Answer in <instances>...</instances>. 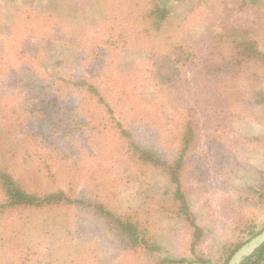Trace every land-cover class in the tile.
I'll return each mask as SVG.
<instances>
[{"label": "rangeland", "instance_id": "rangeland-1", "mask_svg": "<svg viewBox=\"0 0 264 264\" xmlns=\"http://www.w3.org/2000/svg\"><path fill=\"white\" fill-rule=\"evenodd\" d=\"M153 1L0 0L1 165L30 192L141 221L160 249L122 247L86 207L15 211L0 214V264H196L171 177L124 154L117 122L169 160L192 124L181 181L208 264L264 229V61L238 47L264 54V0H166L150 37ZM154 49L180 68L171 84L152 80Z\"/></svg>", "mask_w": 264, "mask_h": 264}, {"label": "trees", "instance_id": "trees-1", "mask_svg": "<svg viewBox=\"0 0 264 264\" xmlns=\"http://www.w3.org/2000/svg\"><path fill=\"white\" fill-rule=\"evenodd\" d=\"M153 3V8L150 9L148 14V19L150 21V27L153 29V33L150 32V37L153 35L160 36L164 33L167 28V1L166 0H156L151 2ZM240 47L242 54L241 56H247L248 60L255 61H264V54L259 52L255 45L251 42H245L238 45ZM157 51L151 50L150 52ZM151 53L150 58L154 61H157L152 66V80H158L156 83L169 84L171 81L168 80V76L171 75V71L175 73L180 70L179 67H176L171 63V59L165 57V55L157 51ZM162 56H161V55ZM183 57V56H182ZM180 57V58H182ZM180 60V59H179ZM179 62V61H177ZM241 62V61H240ZM174 65V66H173ZM155 68V72H154ZM161 72V74H157ZM157 76H155L156 74ZM77 85L85 86L87 83L84 80L77 82ZM171 84V83H170ZM79 87V86H78ZM88 90L93 92V94L98 97V103L103 105L106 109L110 111L109 102L106 101L103 97L100 96V92L94 87H89ZM116 128L119 132V137L126 140L127 150L124 151V154L129 155V159H134L138 163L149 165L155 169L161 170L168 174L171 177L176 189L174 191L175 207L177 212L181 214L186 221L189 223L190 227L193 229L191 242V252L194 255V258H191L192 261L196 264H208V261L204 260L197 254L198 240L202 235V228L197 226L193 220L188 206L185 193L183 191V184L181 181V174L183 172L184 166L186 164V158L189 154L191 145L193 144V135L194 129L192 124L187 122L183 131L180 133V148L177 154V157L174 160H169L161 156L157 150L143 146L137 142L134 134L125 129L124 125L120 122L116 123ZM125 160V159H124ZM0 214H11L15 211H28L30 214L40 213L44 210H53L57 208H82L91 211L94 218L99 221H105V224L109 228H113L116 232V236L119 238L120 245L130 250L139 251L140 249L160 252V249L151 243L148 230L145 228L141 221L134 220L131 216L124 213L114 212L109 209L104 203H101L98 199H92V202H84L81 199H74L72 195L66 193V191L59 189L56 191H47L44 193L30 192L25 189L24 185L11 173L7 171L4 165L0 163ZM111 230V229H110ZM263 230V229H262ZM262 230H259L256 234H253V237L259 234ZM250 240V239H249ZM247 240L245 243H247ZM245 243L241 244L243 246ZM238 246L235 251L232 252L228 261L225 264H228L232 255L241 247ZM187 259H182L177 261L180 264H186ZM175 262H170L173 264ZM242 264H264V244L259 247L253 255L247 258Z\"/></svg>", "mask_w": 264, "mask_h": 264}, {"label": "water", "instance_id": "water-1", "mask_svg": "<svg viewBox=\"0 0 264 264\" xmlns=\"http://www.w3.org/2000/svg\"><path fill=\"white\" fill-rule=\"evenodd\" d=\"M264 244V229L241 246L230 258L228 264H242L247 258Z\"/></svg>", "mask_w": 264, "mask_h": 264}]
</instances>
